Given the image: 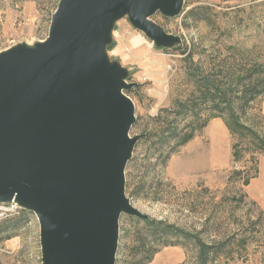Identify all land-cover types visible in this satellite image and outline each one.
<instances>
[{"label": "rangeland", "instance_id": "obj_1", "mask_svg": "<svg viewBox=\"0 0 264 264\" xmlns=\"http://www.w3.org/2000/svg\"><path fill=\"white\" fill-rule=\"evenodd\" d=\"M57 2L0 0V52L44 39ZM151 19L181 43L158 46L124 15L114 22L106 45L109 60L133 83L125 92L136 117L130 135L139 138L125 167V194L146 219L224 244L221 255L227 259L221 264H264V214L245 192L257 174L258 155H264V98L238 109L240 121L251 129L241 137L231 136L219 118L228 130L231 157L217 167L214 159H224L222 145L207 128L219 111L214 103H201L192 85L197 75L219 74L218 62L225 58L264 62V0H184L178 15L157 12ZM184 43L191 57L173 49ZM165 125L177 133L195 129L194 136L183 144L174 138L160 144L156 136ZM143 221L121 214L115 264H180L192 255L191 248L187 252L178 244H154L157 251L147 261L148 229L154 226ZM0 264H42L38 220L13 201L0 202Z\"/></svg>", "mask_w": 264, "mask_h": 264}, {"label": "water", "instance_id": "obj_2", "mask_svg": "<svg viewBox=\"0 0 264 264\" xmlns=\"http://www.w3.org/2000/svg\"><path fill=\"white\" fill-rule=\"evenodd\" d=\"M183 3L58 0L44 39L0 52V202L35 214L42 264H115L121 214L147 218L125 194L133 83L106 45L124 15L158 46L181 43L151 17Z\"/></svg>", "mask_w": 264, "mask_h": 264}, {"label": "trees", "instance_id": "obj_3", "mask_svg": "<svg viewBox=\"0 0 264 264\" xmlns=\"http://www.w3.org/2000/svg\"><path fill=\"white\" fill-rule=\"evenodd\" d=\"M173 49L182 51L186 57H191V52L187 50L185 43L182 47L175 46ZM244 61V59L236 58L229 62L225 58L218 62L220 66L219 74H200L196 76V80L192 83L193 89L199 91L198 99L201 103H214L215 108L218 109L219 112L212 115L211 118L222 117L231 136L236 138L245 134L244 131H251L250 128L240 121L238 109L264 98V62H253L247 65ZM236 102L237 104L239 102L237 106ZM192 108H195V106ZM194 131L195 129H183L180 133H177L175 129H171L169 125H165L160 128L156 138L160 144L169 138L178 139V144H183L193 138ZM238 142L240 141L238 140L233 144L234 160L238 159L240 154L237 150ZM260 142L264 148V141L261 140ZM255 162L256 158L253 155L252 163L254 164ZM247 182L248 179L246 178L245 183ZM142 220H144L143 223L149 228L154 226L152 229H148L152 236V242L149 256L146 258L147 261L157 251L156 247H153L154 244H157V246L178 244L183 246L187 252L191 248L192 255L189 256L187 254L186 259L180 264H221L222 260L227 259L221 255V247L224 244H218L215 241L207 242L199 237L197 233L173 224L162 221L156 222L153 219Z\"/></svg>", "mask_w": 264, "mask_h": 264}, {"label": "crops", "instance_id": "obj_4", "mask_svg": "<svg viewBox=\"0 0 264 264\" xmlns=\"http://www.w3.org/2000/svg\"><path fill=\"white\" fill-rule=\"evenodd\" d=\"M261 112L264 114V100L261 105ZM208 134L210 137H212L216 145L217 143L221 144L222 151L224 153V159L221 155V157L214 159V164L219 166L226 165L230 159L231 154V146L228 142V130L226 129V126L224 127L222 121L218 118H212L210 122L208 123ZM227 160V161H226ZM245 192L248 198L253 200L260 210L264 214V155L259 154L258 155V171L255 177L250 179V181L246 184Z\"/></svg>", "mask_w": 264, "mask_h": 264}, {"label": "built area", "instance_id": "obj_5", "mask_svg": "<svg viewBox=\"0 0 264 264\" xmlns=\"http://www.w3.org/2000/svg\"><path fill=\"white\" fill-rule=\"evenodd\" d=\"M14 207H15V205H14Z\"/></svg>", "mask_w": 264, "mask_h": 264}]
</instances>
